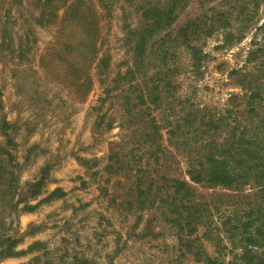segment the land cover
<instances>
[{
	"label": "rangeland",
	"instance_id": "1",
	"mask_svg": "<svg viewBox=\"0 0 264 264\" xmlns=\"http://www.w3.org/2000/svg\"><path fill=\"white\" fill-rule=\"evenodd\" d=\"M168 1L0 0V162L13 174L9 204L17 205L15 211L0 208V219L6 225L3 232L18 240L16 255L0 264H203L186 241L200 245L210 257L216 256V247L221 249L228 262L242 250L245 213L263 209L264 218V193L258 189L262 183L254 178L240 181L245 185L239 189H224L192 184L185 174L187 158L198 157L204 143H221L236 124L238 132L245 128L246 137H252L256 121L264 117L259 101L249 100V87L240 86L260 70L258 61L246 62L250 53L258 51L264 58V0H181L173 21L151 41L169 42L179 29L194 24L195 30L200 28L193 36L198 61L178 48L168 61L171 86H153L160 68L152 50L140 68L134 64L133 47L148 24L144 9ZM53 10H58L56 16ZM79 11L93 18L100 57H109L103 77L96 75V64L81 68L68 49L84 24L75 19ZM210 28L212 33L205 35ZM227 32L234 34L230 43H224ZM74 64L81 79L88 74L91 86L72 84ZM134 65L148 76L141 79L136 73L146 105L136 102L129 117L112 80ZM257 80L264 85L263 74ZM262 85L252 88L262 94ZM153 93L161 104L145 111L152 106ZM147 114L164 126L161 117L179 126L174 136L167 133L173 127L159 130V146L149 144L157 161L151 157L146 170L159 184L172 177L196 190L206 206L202 222L209 219L190 236L183 218L173 222L177 216L160 201L170 200L171 190L162 187L154 194L145 180L139 196L138 173L118 163L124 157L132 164L141 155L145 159L147 145L136 140L149 132L142 129ZM3 120L8 127L1 128ZM209 122L218 128H210ZM256 136L263 149L264 132ZM252 153L260 156L261 150ZM228 221L232 230L224 225Z\"/></svg>",
	"mask_w": 264,
	"mask_h": 264
},
{
	"label": "trees",
	"instance_id": "2",
	"mask_svg": "<svg viewBox=\"0 0 264 264\" xmlns=\"http://www.w3.org/2000/svg\"><path fill=\"white\" fill-rule=\"evenodd\" d=\"M49 1L53 0H48V2ZM179 2H181V0H169L166 6H155L152 9H144V20L147 21L148 24L140 29L139 37L134 44L133 49L136 53L134 64H136V66L140 64V68H142L144 64L147 63V57L145 56L146 52H148L149 49L152 50L153 59L157 61L155 63H157L160 68V70L154 75L155 79L153 80H155L154 82H157L156 84H153V86H171V71H169L168 68V61L172 55L176 54L178 48L186 49L192 55L193 59L198 61L196 60L198 49L196 45L193 44V36L198 34L200 28L198 27L199 29L195 30L194 24H186L183 28L179 29L177 32L178 35L175 36V38L170 39L169 42H166L163 39L152 44L153 42L151 41L154 37L153 35L161 29L167 28V26L173 21L175 18L174 9ZM57 11L58 10H53V13H55L54 16H56ZM42 13L43 12H41L40 15ZM75 19L78 23L79 21H84V24L82 23L80 31L77 33L78 36L74 38L73 43H69L68 49L70 52H73L74 61L79 59L82 62L81 68L85 67L86 69H91L96 64L95 66L98 71L96 75L103 77L106 74L109 57L103 54L100 57L98 49V44L100 43L98 38V27L95 26L94 20L91 16L89 19H86V16L80 11L78 16L77 14L75 15ZM222 27L226 29L228 25L226 24ZM211 33L212 29L210 28L205 32V35ZM233 36L234 34L230 32L225 33L224 43H230ZM257 52L258 51L251 52L246 62L250 63L258 61L260 69L257 73L258 75L257 77L255 75L249 77L246 76V79L248 80L246 82H243L242 80L240 86H242V88L243 86L249 87L246 89V92L251 93L249 100L259 101L257 107L264 108V92L261 94L260 91H254L252 88V86L262 85V83L261 85L256 84V81H258L257 78L260 74H263L264 77V58L257 56ZM194 65L197 64L194 63ZM72 67V84L75 86H91L92 83L88 74H85V76H83L84 79H81V76H79L80 70L76 68V64L72 65ZM165 67L167 68L162 71L161 69ZM136 73H140L141 79L146 76V73L139 72L134 65V69L127 70L123 75L118 74L117 77L112 80L113 86H118L116 89L120 94L121 104L124 108L128 109L129 117H131V111L129 112V109L131 110L132 106H138V103L136 102L146 105L142 93L137 88L140 84L137 83L139 78H136ZM147 77L148 76H146V78ZM149 97L152 106H147L145 111L159 108L162 99L157 97L155 93L150 94ZM259 104H263V106H259ZM169 113L170 112H168V114ZM134 116H137V114L134 113ZM147 116H149V120L145 123L146 125L144 128L142 127V129L149 130V132L146 133L143 139L138 138L136 140L141 146L147 145V148L144 149L145 159L143 160V155H141L140 157L134 158L132 164V162L125 160L124 157L122 160H119L118 163L122 169H134L133 171L138 173L136 177V187L139 196H143L144 194L145 190H143L141 184H144L145 180L148 182L145 187L154 189V194L160 193L163 189L171 190L173 197H171L170 200L165 199L160 201L162 204H165L166 208L172 213V215L177 216V219L173 220V222L183 218L185 225L184 230L186 229L185 233L187 236H190L199 224H205V221L209 219V217H207L202 222V217H204L201 215L202 207L206 206L200 202L196 190L186 180L171 177L167 180L168 184H164V179L163 183L159 184L157 179L151 177L150 172L146 170L151 166V163L149 162L150 158L154 157L151 152L149 153L152 147L150 145L157 144V146H159V143L162 141V136L159 134V130L173 127L170 124L168 117L166 119L163 117L160 118V121L162 119V122L165 124L164 126L155 116L153 117L151 114H147ZM251 116L255 117L257 115L252 112ZM132 118L133 121L138 120V117ZM180 120L181 119L177 122L178 124ZM256 122L257 124L254 126V130L251 132L255 133V135H252V137H246L247 134L245 128L242 129L241 132H238L240 128L236 124L235 128L231 130L229 137L224 138L221 143L218 141L216 142L214 139L210 140L209 138V144H203V150L198 157L197 154H195L192 158H187L188 169L185 174L188 176L189 181L195 185L206 184L211 187H223L224 189H239L245 185L240 181L243 180V183H246L244 182L245 179L254 178L258 183H262L258 188L260 189L259 193H264V147L263 149L260 147L262 140L256 136L260 131L264 132V117L258 119ZM182 125H184V122ZM206 125L210 128H218V126H215L210 122L206 123ZM2 126L6 128L8 127V124L3 120L1 121V128ZM178 128L179 126H176L173 127L172 130H168V135L170 134L174 136L175 129ZM208 131L210 130H207V133ZM203 133H206V130ZM5 136L7 135H4V137ZM167 140L169 142V139ZM257 149L261 150V155L254 157L252 150ZM154 161H157V157H154ZM136 166H138V168H136ZM13 187L14 177L12 172L0 162V208L2 211L5 210V207H7V211L9 209L12 211L17 209L16 204H9V201L12 202L13 199V195L11 194ZM162 187L164 188L162 189ZM262 210L263 209L258 208V211L255 210L251 212L250 209L245 213L247 220L243 223V226L247 231L244 232L243 239L240 240L242 241V250L240 254H232L230 261L224 262L221 258L224 254H221V249H217V244L215 246V257L208 256L202 249H200V245L193 246V243H190V241H186L187 249L190 250L192 248L191 253L194 255V258L198 261H202L203 264H264V218H262ZM258 218L260 219L258 220ZM256 222L257 225L255 226ZM224 225H228L229 230H232L229 221ZM5 226V222L0 219V262L16 255L14 249L18 243V240L13 239V237L3 232V230H6ZM180 229L182 231V228ZM250 229L253 231H250ZM255 248H260L261 252L260 250L259 252H254L255 250L253 251V249Z\"/></svg>",
	"mask_w": 264,
	"mask_h": 264
}]
</instances>
